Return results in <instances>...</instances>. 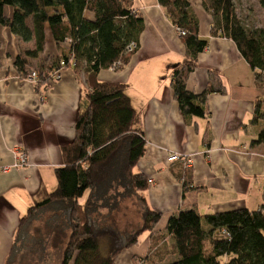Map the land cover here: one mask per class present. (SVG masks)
Returning <instances> with one entry per match:
<instances>
[{
	"label": "crops",
	"instance_id": "1",
	"mask_svg": "<svg viewBox=\"0 0 264 264\" xmlns=\"http://www.w3.org/2000/svg\"><path fill=\"white\" fill-rule=\"evenodd\" d=\"M188 3L198 21V37L207 47L196 56L185 90L200 94L208 71L216 72L225 88L224 94L206 96L203 118L184 121L178 112L170 74L182 62L184 47L156 0H132L142 21L137 47L124 66L98 70L94 77L95 82L124 86L144 139L132 173L146 178L144 201L160 214L152 234L118 253L112 264H153L160 248L171 243L164 235L162 244H154L156 234L168 217L186 210L200 217L202 229L216 241L224 240L225 230L235 231L253 220L255 238L264 245V145L251 146L264 128L263 121L251 124L254 103L264 99V89L255 87L253 73L232 41L210 37L212 18L200 0ZM3 14L9 18L11 8L4 7ZM83 18L92 20V14L84 12ZM26 24L31 28L29 19ZM32 49V41L20 42L0 26V164H11L10 150L16 146L28 157L27 166L0 172V264L12 246L11 264H59L68 237L61 231L28 227L23 242L15 244L14 235L27 209L55 189L54 170L65 165L62 148L73 141L74 121L90 90L83 62L75 68L69 63L57 81L35 87L14 67L15 58ZM67 55L68 46L55 43L44 26V49L35 59H26L27 71ZM173 154L178 159L166 162ZM186 170L190 183L183 185ZM174 258L167 255L164 263Z\"/></svg>",
	"mask_w": 264,
	"mask_h": 264
},
{
	"label": "trees",
	"instance_id": "2",
	"mask_svg": "<svg viewBox=\"0 0 264 264\" xmlns=\"http://www.w3.org/2000/svg\"><path fill=\"white\" fill-rule=\"evenodd\" d=\"M256 1L264 9V0ZM156 2L172 27L183 33L178 37L184 58L170 74L178 112L184 121L203 118L206 96L225 93L214 71L207 72V84L200 94L185 90L186 78L195 67L196 56L206 49L207 41L198 37V21L188 0ZM200 5L212 18L210 37L232 41L249 65L255 87L264 89V26L249 28L237 15L235 0H200ZM4 7L11 8L9 18L3 14ZM84 12L91 13L92 20L84 19ZM28 19L31 28L26 24ZM0 26L20 42H33L32 50L15 58L14 67L24 77L34 72L35 87L48 86L54 70L69 63L75 68L83 62L90 89L85 95L86 106L74 121L73 141L62 148L65 165L54 170L56 187L19 219L14 244L23 242L37 213L50 210L55 216L46 223L48 229L69 232L59 264H112L118 253L137 245L141 233L152 234L160 219V214L149 209L144 201L146 178L132 173L143 154L144 139L124 86L95 82L94 78L98 70L109 69L116 62L118 69L128 62L137 47L141 18L132 9V0H0ZM44 26L55 43L68 46V55L27 71L26 59H35L44 49ZM129 44L134 47L126 51ZM259 121L264 122V99L256 101L253 107L251 124ZM259 145H264V128L251 143L253 147ZM182 180L183 185L190 183L188 170ZM125 196H132L140 210V225L131 233H120L97 218L101 211L116 208ZM164 235L171 237V243L160 248L153 264H264V245L255 238L253 220L235 231L225 230L224 240L216 241L202 229L200 217L193 210L179 211L168 217L154 244H162ZM13 250L12 246L4 264L12 263ZM167 255L175 258L164 263Z\"/></svg>",
	"mask_w": 264,
	"mask_h": 264
},
{
	"label": "rangeland",
	"instance_id": "3",
	"mask_svg": "<svg viewBox=\"0 0 264 264\" xmlns=\"http://www.w3.org/2000/svg\"><path fill=\"white\" fill-rule=\"evenodd\" d=\"M235 6L237 15L244 20V23L249 28H262L264 26V10L259 7V4L256 0H235ZM84 199L85 195L80 201L82 202ZM53 215V212L50 210L37 213L29 225V227H31L30 231L39 230L41 232H45L46 229L47 231H50L46 226V223L53 217ZM97 218L101 224H110L120 233L133 232L139 227L141 221L139 206L132 196L123 197L119 200L116 208L109 212L106 210L101 211ZM61 233L68 236L69 232L68 229H65ZM144 234H146V232H143L138 236L139 241ZM49 259V262H55L53 258ZM222 259L225 261L224 258Z\"/></svg>",
	"mask_w": 264,
	"mask_h": 264
},
{
	"label": "built area",
	"instance_id": "4",
	"mask_svg": "<svg viewBox=\"0 0 264 264\" xmlns=\"http://www.w3.org/2000/svg\"><path fill=\"white\" fill-rule=\"evenodd\" d=\"M177 35H183L182 32H180L178 29H175ZM134 45L133 44H129L128 46H126V51H130L131 49H133ZM60 67L63 65L62 62H60ZM119 67V63L116 62L115 64H113L109 69L113 70L115 68ZM60 76V69L54 70L51 74H50V79H49V84L57 81L59 79ZM26 80L31 82L32 84H36L37 82V76L34 72H29L26 75ZM10 157H11V164L9 165H4V164H0V172L5 173L11 169H20L23 168L25 166H27L28 164V157L26 155V153L23 150H20L17 146L13 147L10 150ZM178 159V156L173 154L170 155L166 158V162H172V161H176Z\"/></svg>",
	"mask_w": 264,
	"mask_h": 264
}]
</instances>
